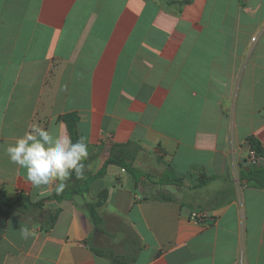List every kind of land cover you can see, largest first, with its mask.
<instances>
[{
  "label": "crops",
  "instance_id": "crops-1",
  "mask_svg": "<svg viewBox=\"0 0 264 264\" xmlns=\"http://www.w3.org/2000/svg\"><path fill=\"white\" fill-rule=\"evenodd\" d=\"M67 113L84 178L47 200L55 184L31 185L5 149L32 125L68 134ZM250 138L264 147V0H0V195L23 198L0 208V264H111L93 248L129 264H264V190L231 180ZM120 144L138 149L137 182L108 165L87 186ZM102 189L96 229L86 205Z\"/></svg>",
  "mask_w": 264,
  "mask_h": 264
},
{
  "label": "clouds",
  "instance_id": "clouds-1",
  "mask_svg": "<svg viewBox=\"0 0 264 264\" xmlns=\"http://www.w3.org/2000/svg\"><path fill=\"white\" fill-rule=\"evenodd\" d=\"M10 161L26 170L27 181L35 186L55 184V191L61 193L75 175L84 178L85 163L89 156L88 144L83 137L73 141L67 133L59 134L38 125L30 126L22 136L5 149ZM22 239L27 240L31 231L20 229Z\"/></svg>",
  "mask_w": 264,
  "mask_h": 264
},
{
  "label": "trees",
  "instance_id": "trees-1",
  "mask_svg": "<svg viewBox=\"0 0 264 264\" xmlns=\"http://www.w3.org/2000/svg\"><path fill=\"white\" fill-rule=\"evenodd\" d=\"M59 120L66 126L68 135H70L75 141L76 139L80 138L78 133V116L75 113H67L59 118ZM248 146L250 149L254 150L257 154V157L261 159V161L253 166H246L242 167L239 171V177L240 181L243 185L258 188L261 190H264V149L253 139H248ZM128 145L126 144H120V145H113L110 149L109 156L104 162L102 168L96 176L90 178V180L86 181L87 186L96 178L103 177L105 174V169L108 165H115L122 169H124L126 172L131 174L135 182H137L138 178L140 177L139 172L137 169L132 167V162L134 161V155L138 151V149H134L130 154H126L124 149L127 148ZM71 179H74V175L71 177ZM76 179V178H75ZM215 179L213 177L209 178H202L199 182V186L205 185L208 181ZM161 182L166 184H174L179 185L181 180L179 178H171L168 174H164L161 178ZM68 192L65 190L61 193H57L56 191L49 197L47 200H56L60 201L67 195ZM107 190L102 189L97 193V196L93 202H90L86 205V210L91 218V221L96 229H98V222L99 218L96 214L95 209L99 206H101L107 199ZM156 201H173V198L165 194L163 192H159L158 195L152 197ZM20 201H23V198L20 196L17 197V199L14 202H7L1 195H0V208H5L7 210L13 209L16 204ZM32 206L39 208L41 207V203L38 202L36 204H31ZM58 216V210L49 213L46 218V228L50 229L54 223L56 222ZM92 251L105 259H107L111 264H129L133 262L136 258V255H125V254H115L111 250H104V249H96L93 248Z\"/></svg>",
  "mask_w": 264,
  "mask_h": 264
},
{
  "label": "built area",
  "instance_id": "built-area-1",
  "mask_svg": "<svg viewBox=\"0 0 264 264\" xmlns=\"http://www.w3.org/2000/svg\"><path fill=\"white\" fill-rule=\"evenodd\" d=\"M257 39H258V35H255L254 37L251 38L252 45H254L256 43ZM263 149H264V147H263ZM231 158H232L233 163H234L232 176L235 179V181H237L238 185L241 184L240 177L238 175V169H239V167H241L240 165L242 164L243 166H253V165L258 164L261 161V159L259 157H257L256 152L250 148L245 152V155L243 156L242 162L240 165L237 164V162H236L237 157H236V152L234 149L231 150ZM188 216H189V219H191L193 221H202L206 217V213L192 211V212H189ZM237 264H245V261L241 255L239 256V258L237 260Z\"/></svg>",
  "mask_w": 264,
  "mask_h": 264
},
{
  "label": "rangeland",
  "instance_id": "rangeland-1",
  "mask_svg": "<svg viewBox=\"0 0 264 264\" xmlns=\"http://www.w3.org/2000/svg\"><path fill=\"white\" fill-rule=\"evenodd\" d=\"M231 180H232V182H234L235 185L237 184V181H235V179L233 178V176L231 177ZM236 186H238V184Z\"/></svg>",
  "mask_w": 264,
  "mask_h": 264
}]
</instances>
